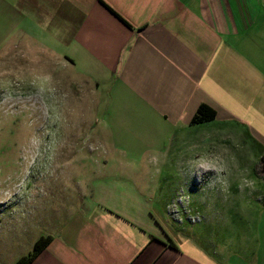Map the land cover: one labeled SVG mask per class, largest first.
<instances>
[{"label": "crops", "instance_id": "obj_1", "mask_svg": "<svg viewBox=\"0 0 264 264\" xmlns=\"http://www.w3.org/2000/svg\"><path fill=\"white\" fill-rule=\"evenodd\" d=\"M7 50L76 69L100 96L93 138L139 161L97 165L80 212L40 237L50 242L31 264H264V208L250 190L236 201L255 245L221 242L217 254L167 220L197 151L234 157L251 179L264 161V0H0V58ZM202 105L216 119L191 125Z\"/></svg>", "mask_w": 264, "mask_h": 264}, {"label": "rangeland", "instance_id": "obj_2", "mask_svg": "<svg viewBox=\"0 0 264 264\" xmlns=\"http://www.w3.org/2000/svg\"><path fill=\"white\" fill-rule=\"evenodd\" d=\"M5 52V58H0V81L20 88L26 86L34 75L51 74L57 95L62 98V116L55 124L50 121L38 96L0 105V108L13 112L7 117L0 115V189L20 187L23 175H26L19 174L22 165L18 144L29 134L27 125L37 132L47 130L55 133L63 145L56 163H46L41 158L35 160L34 174L27 184L26 196L0 202V264H15L23 255L33 252L41 236L54 233L57 224H63L71 215L80 212L79 204L75 201L76 194L83 188L81 184L95 173L93 169L97 165L139 161L138 158H123L121 154H108L109 140L93 138L91 128L100 127L101 123L96 122V102L100 96H96L76 69H65L41 56L9 58L7 56L16 51ZM12 103L16 104L15 109L9 107ZM151 158L154 156L146 155L142 161H151ZM173 173L168 172V175ZM196 175L194 170L185 169V187L179 190L178 186V194L183 201L168 205L167 220L173 234L198 236L193 238L194 241L203 246L213 245L211 247L215 252L221 254L224 251L223 255L228 253L223 249L228 248H220L218 245L221 242L231 244L232 248L242 244L255 245L256 242L250 238L246 202L236 201L237 196L244 198L239 188L232 186L226 195L218 188L208 190L201 182H196L203 176ZM253 180L255 190H246L255 194L254 202L258 201L259 206L264 208V161L255 167ZM39 189H43L45 194H40ZM203 196L207 197L205 203L202 202ZM202 206L207 211H200V217L192 213ZM229 210L235 212L230 213ZM208 215L213 218H208Z\"/></svg>", "mask_w": 264, "mask_h": 264}, {"label": "clouds", "instance_id": "obj_3", "mask_svg": "<svg viewBox=\"0 0 264 264\" xmlns=\"http://www.w3.org/2000/svg\"><path fill=\"white\" fill-rule=\"evenodd\" d=\"M19 80L20 77H17ZM38 96L44 110L48 113L50 121L55 124L62 116L60 105L62 98L57 95V89L53 84L51 74L34 75L26 86L16 88L15 85L0 81V105L8 102H16L21 98H31ZM16 108V104L9 106ZM21 107H23L21 105ZM12 111L6 108H0V115L11 116ZM30 129L29 134L24 136L18 144V154L21 161L19 174L23 175V182L20 187L9 189H0V202L11 200L13 197H24L27 193V184L34 174L33 165L37 158L45 159L46 163H56L62 144L57 139L55 133L51 131L37 132L35 128L27 125ZM190 169L203 175L212 172L214 176L209 181V187L219 186L222 194L232 187L233 170H238L237 187L240 190H255V181L247 175L245 169H240L238 161L234 157H228L220 152L197 151L188 161ZM47 171V169H45ZM40 194H45L43 189H39Z\"/></svg>", "mask_w": 264, "mask_h": 264}, {"label": "trees", "instance_id": "obj_4", "mask_svg": "<svg viewBox=\"0 0 264 264\" xmlns=\"http://www.w3.org/2000/svg\"><path fill=\"white\" fill-rule=\"evenodd\" d=\"M215 119H216V112L211 108H209L208 106L202 105L199 108L197 114L192 119L191 125H199V124L211 122ZM49 242H50V237L40 238L35 243L33 252L19 259L16 264H31L34 258L46 248Z\"/></svg>", "mask_w": 264, "mask_h": 264}]
</instances>
